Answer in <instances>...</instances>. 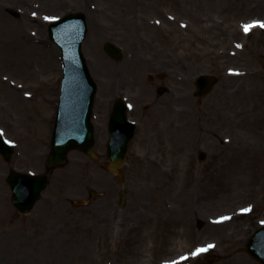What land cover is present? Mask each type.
<instances>
[{"label": "rangeland", "instance_id": "374dc122", "mask_svg": "<svg viewBox=\"0 0 264 264\" xmlns=\"http://www.w3.org/2000/svg\"><path fill=\"white\" fill-rule=\"evenodd\" d=\"M69 12L85 17L82 52L100 89L97 155L123 89L137 131L122 186L102 160L71 152L20 215L5 178L44 172L61 79L46 25ZM262 24L264 0H0V132L16 148L9 162L0 156V264H165L186 255L180 264H258L244 246L264 225ZM107 42L121 59L105 53ZM200 74L217 84L196 99Z\"/></svg>", "mask_w": 264, "mask_h": 264}, {"label": "water", "instance_id": "95a60500", "mask_svg": "<svg viewBox=\"0 0 264 264\" xmlns=\"http://www.w3.org/2000/svg\"><path fill=\"white\" fill-rule=\"evenodd\" d=\"M85 31L82 14H69L48 26L51 40L61 50L63 78L51 137V153L45 162L47 172L62 167L70 150L78 149L93 157V128L89 120L96 85L90 78L80 53V43ZM105 50L114 58L120 57L119 49L110 43L106 45ZM214 83V79L200 76L195 82V96L206 95ZM133 130V124L124 121V112L120 108V112L109 122V140L106 145V159L109 163L104 167L106 170L119 174L118 168L125 158ZM0 154L7 160L12 154V149L5 146L1 138ZM204 156L199 153V160H203ZM118 180L121 181L120 175ZM6 182L11 190L10 202L20 214H28L32 210L40 199L41 192L48 185L45 175L29 176L19 173H11ZM123 202V193L120 192L118 205L122 206ZM246 251L260 264H264V229L256 231L250 238Z\"/></svg>", "mask_w": 264, "mask_h": 264}, {"label": "flooded vegetation", "instance_id": "af4514ba", "mask_svg": "<svg viewBox=\"0 0 264 264\" xmlns=\"http://www.w3.org/2000/svg\"><path fill=\"white\" fill-rule=\"evenodd\" d=\"M161 77H162V76H161ZM161 77H160V78H161ZM160 78H159V79H160ZM124 91H126V92H124V94L126 95V97L129 99V101H130L131 103H133V99H132L130 93H128L126 89H125ZM111 108H112V107H111ZM110 112H111V111H110ZM135 112H136V107H134L132 110L128 111V113H127L128 117H129L130 119H132V120H137L139 114H137V115H133V114H135ZM102 114H103V109L100 108V107L98 106V109H97V112H96V115H97V121H98V122L101 121V119H102ZM109 115H110V113H109ZM109 115L106 117V120L108 119Z\"/></svg>", "mask_w": 264, "mask_h": 264}, {"label": "snow or ice", "instance_id": "6c2138e0", "mask_svg": "<svg viewBox=\"0 0 264 264\" xmlns=\"http://www.w3.org/2000/svg\"><path fill=\"white\" fill-rule=\"evenodd\" d=\"M251 27H252V25H247V26H245V29H244L245 32H248L249 29H250ZM260 27L264 28V24L260 25ZM223 219L227 220L228 217H224ZM213 247H214V245L209 244V245H207V247H204V248H198V249H196V251L193 253V256H197V255H200V254H202V253H206V252H208L210 249H212Z\"/></svg>", "mask_w": 264, "mask_h": 264}, {"label": "bare ground", "instance_id": "6f19581e", "mask_svg": "<svg viewBox=\"0 0 264 264\" xmlns=\"http://www.w3.org/2000/svg\"><path fill=\"white\" fill-rule=\"evenodd\" d=\"M12 100L16 102V100H15L14 98H12ZM158 149H160L161 152H164V149H161V148H159V147H158ZM167 150H169V148H167ZM155 167H156V166H155ZM242 216H243V214H242V212H241V213H238V215L236 216V218L240 219ZM215 227H219V226H215ZM215 227H214V228H215ZM173 259H174V258H171V259H169V261H171V260H173Z\"/></svg>", "mask_w": 264, "mask_h": 264}]
</instances>
